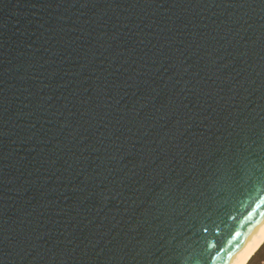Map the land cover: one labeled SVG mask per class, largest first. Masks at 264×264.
<instances>
[{"label": "water", "instance_id": "water-1", "mask_svg": "<svg viewBox=\"0 0 264 264\" xmlns=\"http://www.w3.org/2000/svg\"><path fill=\"white\" fill-rule=\"evenodd\" d=\"M264 221V0H0V264H227Z\"/></svg>", "mask_w": 264, "mask_h": 264}, {"label": "bare ground", "instance_id": "bare-ground-1", "mask_svg": "<svg viewBox=\"0 0 264 264\" xmlns=\"http://www.w3.org/2000/svg\"><path fill=\"white\" fill-rule=\"evenodd\" d=\"M264 245V221L227 264H249Z\"/></svg>", "mask_w": 264, "mask_h": 264}, {"label": "rangeland", "instance_id": "rangeland-1", "mask_svg": "<svg viewBox=\"0 0 264 264\" xmlns=\"http://www.w3.org/2000/svg\"><path fill=\"white\" fill-rule=\"evenodd\" d=\"M249 264H264V245L257 252V254L251 259Z\"/></svg>", "mask_w": 264, "mask_h": 264}]
</instances>
